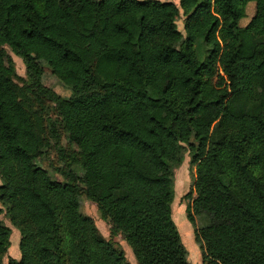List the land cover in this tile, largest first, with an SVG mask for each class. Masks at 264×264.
I'll use <instances>...</instances> for the list:
<instances>
[{
    "label": "trees",
    "instance_id": "16d2710c",
    "mask_svg": "<svg viewBox=\"0 0 264 264\" xmlns=\"http://www.w3.org/2000/svg\"><path fill=\"white\" fill-rule=\"evenodd\" d=\"M52 149L62 181L41 166ZM186 153L203 264H264V0H0V215L20 234L8 264H127L80 196L137 264H190L172 216ZM11 235L0 221V264Z\"/></svg>",
    "mask_w": 264,
    "mask_h": 264
},
{
    "label": "rangeland",
    "instance_id": "374dc122",
    "mask_svg": "<svg viewBox=\"0 0 264 264\" xmlns=\"http://www.w3.org/2000/svg\"><path fill=\"white\" fill-rule=\"evenodd\" d=\"M139 1H149V0H139ZM152 1H160V2H173L178 7L180 6V0H152ZM255 4L252 3L248 6L247 14L248 17L241 21V26H245L251 20V18L255 14ZM181 16L177 20V27L178 30L185 34L184 31V22L185 17L183 16V12L181 11ZM16 71L18 75V79H15V82L18 85H22V81L20 79H28L26 65L22 59L18 57H14ZM59 93L62 95H69L67 89L63 86L55 83L53 85ZM49 118L52 120H57V116L55 114H50ZM59 132L62 131L59 129ZM60 144L63 147H67L65 137L61 136ZM50 161H44L41 166L49 171L51 175L58 181H62V178L53 173L50 164L54 166H60L61 164L58 162V156L54 149L49 151ZM195 173L196 167L192 166L190 163V156L188 153L185 154L184 160L182 164L174 169V190H175V197L174 202L172 205V216L173 220L178 228L180 233L183 245L185 246L188 252V261L190 264H203L202 262V249L201 245L196 242V235L195 230L201 226L207 224V221L202 217H196V222L194 225L189 222L187 217V208L188 205H191L192 201L189 198H186V195L189 194L191 189L194 188L195 184ZM123 193L118 192L117 195H122ZM196 195L193 194V197ZM79 205L80 210L82 213L90 218H92L102 235L105 239L114 243V245L120 249H122L125 253L127 264H137V261L133 255L132 250L126 244L125 241L121 239V237H112L110 234V226L107 222L102 220L100 213L98 212L97 207L91 203L89 200L85 198V196L79 197ZM0 221H3L6 226H8L12 230L11 235V245L10 248L4 257L3 264H8L10 259H20V250H19V241H20V234L19 232L10 224L9 220L6 218L4 214L0 215ZM18 250V255H17Z\"/></svg>",
    "mask_w": 264,
    "mask_h": 264
},
{
    "label": "crops",
    "instance_id": "0c3cea01",
    "mask_svg": "<svg viewBox=\"0 0 264 264\" xmlns=\"http://www.w3.org/2000/svg\"><path fill=\"white\" fill-rule=\"evenodd\" d=\"M20 242V241H19ZM17 255H18V250H17Z\"/></svg>",
    "mask_w": 264,
    "mask_h": 264
}]
</instances>
